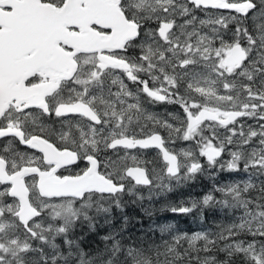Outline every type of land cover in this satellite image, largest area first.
Returning a JSON list of instances; mask_svg holds the SVG:
<instances>
[{
    "label": "snow or ice",
    "instance_id": "6c2138e0",
    "mask_svg": "<svg viewBox=\"0 0 264 264\" xmlns=\"http://www.w3.org/2000/svg\"><path fill=\"white\" fill-rule=\"evenodd\" d=\"M0 264H264V0H0Z\"/></svg>",
    "mask_w": 264,
    "mask_h": 264
},
{
    "label": "trees",
    "instance_id": "16d2710c",
    "mask_svg": "<svg viewBox=\"0 0 264 264\" xmlns=\"http://www.w3.org/2000/svg\"><path fill=\"white\" fill-rule=\"evenodd\" d=\"M209 173L210 175L205 177L199 176L194 180L187 182L184 186L175 188L172 192L166 193L164 196L154 197L151 201L145 200L143 202L145 207L151 205V207L155 209V215L152 217V219H155L157 223H174L178 225L180 230L187 232L215 230L218 224L227 223L230 218L226 213H221L219 210L206 212L203 222L195 218V216L192 214L177 216L171 212L163 210L164 205L168 202L179 203L184 201L186 204H188L190 198H201L211 189L214 183V179L212 177H215L216 181L221 183H223V181L227 182L232 179L240 178L235 174H229L225 172L224 178L222 177V179H220L217 177V175L220 174L217 170L209 171ZM142 191L143 194L147 196V191ZM129 199L132 198L125 197V200ZM124 214L130 218L128 232L134 236H141L143 234L142 228L146 229L148 224L151 222L148 217L144 216L141 207H138L134 204H128L124 208ZM114 215L119 217L120 213L114 211ZM115 222L119 224L121 221L117 219ZM84 231H87V229L85 228ZM100 231L102 234L104 229H101ZM149 235L152 236L153 239H159L158 234L150 233ZM98 242V236L92 237L91 234H89L88 239L85 241L84 247L86 249L95 248L97 247Z\"/></svg>",
    "mask_w": 264,
    "mask_h": 264
},
{
    "label": "flooded vegetation",
    "instance_id": "af4514ba",
    "mask_svg": "<svg viewBox=\"0 0 264 264\" xmlns=\"http://www.w3.org/2000/svg\"><path fill=\"white\" fill-rule=\"evenodd\" d=\"M152 111H155V112H157V113H159V114H161V115H164L165 113H166V111H172L173 110V108H172V106H170V105H156L155 107H153L152 109H151ZM173 147L174 148H176V149H179V148H181V147H187V143L186 142H178L176 145H173ZM134 151V153H135V150H133ZM149 152H150V154H148V153H146V156H150V159H151V157L152 156H154L155 155V151L154 150H149ZM226 155V154H225ZM229 157L228 156H224V159H228ZM209 171H212V170H208V172ZM217 171H218V169H217ZM206 173V174H204V175H197V177H199V176H201V177H205V176H207V175H210V173ZM219 172V171H218ZM220 174H218L217 176L219 177L220 176V179H221V172H219ZM196 177V178H197Z\"/></svg>",
    "mask_w": 264,
    "mask_h": 264
},
{
    "label": "rangeland",
    "instance_id": "374dc122",
    "mask_svg": "<svg viewBox=\"0 0 264 264\" xmlns=\"http://www.w3.org/2000/svg\"><path fill=\"white\" fill-rule=\"evenodd\" d=\"M146 155V154H145ZM225 156H227V155H225ZM146 158H148V159H150V156H146ZM152 158V157H151ZM230 158V157H229ZM228 158V159H229ZM225 160H227V159H225ZM224 174L225 173H221V179H222V177L224 178ZM218 177V176H217ZM218 178H220V176L218 177ZM223 182H225V181H223Z\"/></svg>",
    "mask_w": 264,
    "mask_h": 264
},
{
    "label": "bare ground",
    "instance_id": "6f19581e",
    "mask_svg": "<svg viewBox=\"0 0 264 264\" xmlns=\"http://www.w3.org/2000/svg\"><path fill=\"white\" fill-rule=\"evenodd\" d=\"M209 173V172H208Z\"/></svg>",
    "mask_w": 264,
    "mask_h": 264
}]
</instances>
